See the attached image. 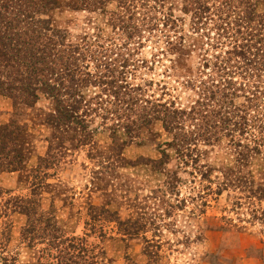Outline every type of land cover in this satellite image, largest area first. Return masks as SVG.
Instances as JSON below:
<instances>
[{
    "label": "rangeland",
    "instance_id": "rangeland-1",
    "mask_svg": "<svg viewBox=\"0 0 264 264\" xmlns=\"http://www.w3.org/2000/svg\"><path fill=\"white\" fill-rule=\"evenodd\" d=\"M56 1L53 10L25 18L20 28L29 37L47 28L80 47L82 73L61 79L57 89L81 94L91 111L84 116L80 110L77 125L53 131L45 122L52 110L46 95L39 93L32 107L14 106L0 95V125L21 128L18 140L26 154L19 172L0 173V264H264V138L256 130L253 137L233 129V121L209 127L218 120L211 114L220 110L216 104L224 116L233 109L227 99H210L212 86L224 82L214 56L228 44L210 48L206 34L213 30L193 25L185 0L135 3L134 16L112 24L116 0H107L104 11ZM237 1H248L264 18V0ZM147 6L154 8L144 11ZM84 44L90 51L82 50ZM6 69L0 65V72ZM233 71L238 97L231 102L242 109L248 87L239 89L248 76L231 66ZM127 94L150 101L135 107L132 129L123 115ZM194 101L208 111L206 119H166L157 106L188 110ZM153 110L180 129L166 132L159 120L142 123ZM180 133L189 138L184 156L165 146ZM253 147L258 151L248 153ZM162 149L168 163L153 169ZM237 153L245 156L243 164H237ZM40 158L47 159L40 165ZM15 197L31 199L38 204L35 217L50 220V226L40 222L33 242L22 237L27 218L14 207Z\"/></svg>",
    "mask_w": 264,
    "mask_h": 264
},
{
    "label": "trees",
    "instance_id": "trees-1",
    "mask_svg": "<svg viewBox=\"0 0 264 264\" xmlns=\"http://www.w3.org/2000/svg\"><path fill=\"white\" fill-rule=\"evenodd\" d=\"M106 1L76 0L68 6L85 10L90 9L92 11H104L103 6ZM116 1L117 12L110 13V24L116 21L122 23L126 18L130 19V17L135 15V3L145 6L146 2L150 0ZM152 1L154 4H158L163 0ZM185 2L187 6L184 10L191 12L194 18V21H192L193 25L196 27L207 25L209 27L208 31L213 30L211 37L206 34L211 42V44L208 43L210 48L217 49L219 47L221 50L226 43L229 46L222 52V55H218L219 57L214 56L217 61L214 67L222 72L221 78L224 82L221 83V87L212 86L216 91L212 92L210 99L216 102L220 99H227L228 104L233 109L231 110L232 112H226V116H224L223 112L225 109L221 108L220 104H216L219 105L220 110L212 109L213 112L211 114H215L217 116L215 118L218 120L213 121L209 127L217 129L219 128L218 124L226 125L228 122L233 121L231 125L233 129H238L240 132L245 131L253 137H256L253 133L256 130L264 138V18L254 12L252 4L250 5L248 1L242 2V5H235L238 2L237 0H185ZM56 4V0H0V65L3 64L7 68L5 73L0 72V95L10 98L14 106L22 104L27 107L34 106L38 100L39 93L46 95L52 102V110L46 115L45 122L53 131L70 128V125H77L79 122L76 119L81 117L79 116L80 110L84 112V116L91 111L87 102L82 104L81 94L72 95L65 93L62 95L59 92L60 90L57 89L60 86L59 81L61 79L75 78L79 73H82L84 67L80 65L79 57L82 56L80 47L67 44L65 39L55 37L51 30L47 28H42L38 33L29 32L30 37L26 30L20 28L25 18L31 20L35 15L51 11L56 7ZM150 8L154 7L147 6L143 10L149 11ZM90 47L85 45L82 50L88 52L87 50L90 51ZM96 47L98 48V46ZM229 62L236 64L231 65L233 69H242L248 76V81L246 83L243 82L242 87L239 89V91H242L243 87H248L243 95L247 105L246 107L242 106V109L231 102L233 98L235 99L238 96L236 93L237 89L232 87L231 76V74L236 72H230L231 66H228ZM84 74L88 75V73ZM77 80L79 81L80 78ZM134 91L135 89L131 90V92ZM127 95L128 99L123 101L125 111L123 115L128 123L126 127L132 129V126L134 127L136 121H138L135 118V107L137 104H149L150 101L148 99L139 100L132 94ZM65 96H68V99L62 100ZM138 100L139 103L137 102ZM196 104H198V101H194L188 110L173 108L172 103L171 110L162 104H157V106L163 108L162 115L166 119L170 118L172 114L174 116L187 117L199 115L206 119L208 111L205 109L202 111L198 110L195 107ZM81 105H84V108ZM245 108H247V112L244 110ZM251 112L253 113L252 116ZM157 113H159L158 110H153L152 116L148 114L147 120H143L142 123L159 120L162 122L166 132L171 133L174 129H180L174 127V124L169 120L160 119ZM238 113L243 115L239 116L241 121L235 122L232 116ZM213 115H210L211 120H213ZM256 124L258 127L255 126ZM79 129L85 131L86 126H80ZM205 133L202 135L205 136ZM20 134L21 128L14 122L0 125V173L19 172L21 167L24 166L26 154H24L19 144L18 138ZM192 135L190 134V137ZM196 136L201 137V135ZM205 140L203 139V141ZM188 145L189 138L182 133L177 136L173 135L172 142L165 143V146H169L174 150L177 156H184V149ZM51 150L52 148L50 147L49 151L51 152ZM256 150L258 151L257 147L247 148L248 153H256ZM160 154L162 159L160 158L157 163L155 161L151 162L153 169L168 163V155L165 149L160 150ZM46 159L40 158V165L41 161ZM244 161L245 156L237 153V164H243ZM155 163L156 165H153ZM39 166L36 168V172L40 168ZM34 178L38 179V175ZM171 181H174L172 184H176L177 180L173 179ZM13 199L15 200L14 207L27 218L22 237L33 242L34 232L40 229L38 226L40 222L47 223V226H50V220L48 218L41 220L42 217H35L38 212V208H36L38 204L31 199L17 197ZM33 204H35L34 207ZM124 231L126 234H130L127 230L124 229ZM71 247L75 249L72 245ZM73 254V252H70V255ZM57 261L58 264L62 262ZM86 263L89 264V261Z\"/></svg>",
    "mask_w": 264,
    "mask_h": 264
}]
</instances>
